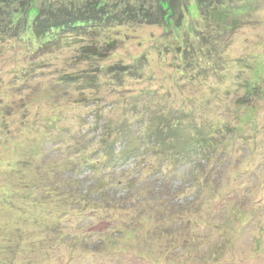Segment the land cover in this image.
Returning a JSON list of instances; mask_svg holds the SVG:
<instances>
[{
    "label": "rangeland",
    "instance_id": "1",
    "mask_svg": "<svg viewBox=\"0 0 264 264\" xmlns=\"http://www.w3.org/2000/svg\"><path fill=\"white\" fill-rule=\"evenodd\" d=\"M192 24L172 36L162 26L124 28L105 64L132 66L136 58L148 56L146 74L139 82L130 77L128 86L163 91V102L179 111L182 125L189 123L182 117L191 108L199 113L197 119L208 110L210 119L220 122L240 104H249L258 131L245 125L243 137L230 135L227 142L230 148L235 144V155L228 163L213 157L220 163L208 171L205 157L199 160L193 153L170 166L161 159L168 157L162 146L158 159L106 166L100 145L89 142L103 129L96 112L107 100L89 103L96 98L90 91L76 93L57 83L87 68L73 62L79 45L48 61L56 65L25 77V67L33 62L26 43L0 40V264H264V89L258 96L239 85L248 80L264 88V11L225 38L223 57L218 54L214 64L206 60L213 68L205 73L201 66V75L189 81L179 70L185 66L180 60L185 49H178L176 39L193 32ZM194 39L189 38L192 54L198 47ZM189 99L199 101L196 108ZM153 104L142 114L158 112ZM80 137L86 140H79L86 147L83 154L99 157L98 171L84 156L71 158V144ZM245 138H251L247 144ZM134 141L141 146L138 138ZM82 162L88 165L77 164ZM57 185L51 198L46 191ZM65 190L71 194L66 204L57 196ZM78 195L86 199L81 202ZM27 199L37 203V215L23 211Z\"/></svg>",
    "mask_w": 264,
    "mask_h": 264
},
{
    "label": "trees",
    "instance_id": "2",
    "mask_svg": "<svg viewBox=\"0 0 264 264\" xmlns=\"http://www.w3.org/2000/svg\"><path fill=\"white\" fill-rule=\"evenodd\" d=\"M261 11H264V0H0V40L12 39L22 44L26 43L33 62L30 67H25V72L23 71L25 77L30 76L28 74H32L30 71L33 69L51 65L52 62L48 61L56 60L66 50L79 45L78 54L73 62L85 63L88 65L87 68L82 69L77 75L65 74L66 76L57 79V83L76 93L77 91L79 93L90 91L96 98L87 99L89 103L107 100L105 103L108 106H114L108 109L106 104L105 107H98L97 111L100 109L101 114L99 112L96 114L103 117L100 121L103 129L97 134L94 140L96 142H92V139L89 142L91 147L96 146L95 144L100 145L99 155L105 156L106 166H109L112 161L119 160L123 162L127 159L143 160L151 157L158 159L156 151L157 148L160 149L159 146H162L168 149L163 154L168 157L161 159L170 166L182 163L186 155L193 153V156L198 157L199 160L205 157L208 165L204 170L208 171L214 167L215 163H220L212 160L213 157L220 156L224 163H228L235 155V144L230 148L227 142L230 135L238 132L240 135L237 138L243 137L245 125H255L251 119L254 117V111L251 110L249 104L241 105L239 101L241 107H238L234 115L229 114L220 122L211 120L213 115H207L208 110L204 113V117L197 119L196 116L199 113L191 108L185 110V115L182 117L186 118L185 121L189 123L182 125L183 120L176 118L180 115L179 111L171 110L163 102V91L142 87L144 85L138 87L139 89L128 86L131 81L127 80L130 77L139 78L137 80L139 82L140 75L146 74L148 66H145V61L148 56L136 58L132 66L123 63L114 65L105 63L117 50L118 33L124 28L144 25L162 26L169 29L167 33L171 35L175 31L176 34H180L183 26L192 21L194 31L186 32L185 37L176 39L178 49H185L184 56H180L185 66H181L179 70L186 74L184 78L191 81L201 75V66H205L203 72L209 71L210 67L213 68V66H208V69L204 64L206 60L209 59L214 64L213 60L218 54L223 57L220 48L223 49L222 44H225L223 43L225 38L232 36L234 31L240 29L242 23L245 25L250 22ZM198 32L202 34L201 37L197 35ZM188 37L195 38L194 40L198 42L196 44L198 47H193L194 54L191 53L190 46L193 41H189ZM188 53L192 56L189 57ZM52 65H56V62ZM66 65L72 66L70 63ZM175 81L179 82V80ZM246 82L245 84L244 81L239 83L245 91L251 89L259 96L260 91L264 89L255 88L248 80ZM73 83L76 84L72 86ZM82 83L87 85L82 86ZM184 86H179V88ZM105 90L110 93L104 92ZM107 94L111 98L107 97ZM155 99L157 103L153 104L152 100ZM247 99L249 100V97ZM188 102H190V107L193 105L194 109L199 101L189 99ZM151 104L159 107L158 112L142 114L143 108L149 109L147 105ZM116 111L118 113L114 116ZM53 119L54 122H50L52 127L57 122L55 118ZM255 127L249 129L257 132ZM135 137L141 141V146L132 144ZM250 139H243V143L247 144ZM79 140L86 142L82 137L73 140L70 149L75 150V154L71 158L84 156V160L95 164L94 168L96 166V171H98L99 157L94 159L91 155L83 154L86 147ZM76 162L78 161H72L75 165ZM77 164L83 167L88 165L85 162ZM58 190L59 185L52 191L47 190L46 192L52 198ZM61 190L64 189L61 188ZM32 195L29 192L26 196L32 198ZM60 195L63 196L60 201L65 204V199L71 196L66 190L63 194H57L58 197ZM3 197L8 198L6 195ZM76 198L81 202L86 199L84 196L79 198V195ZM26 202L27 207L23 211L30 217L35 213L37 215L36 210L39 208H37V203H33L35 200L29 202L27 199ZM35 219L38 221V218Z\"/></svg>",
    "mask_w": 264,
    "mask_h": 264
}]
</instances>
